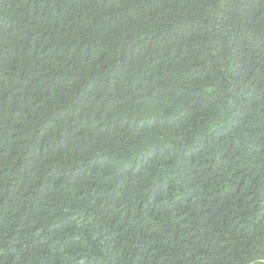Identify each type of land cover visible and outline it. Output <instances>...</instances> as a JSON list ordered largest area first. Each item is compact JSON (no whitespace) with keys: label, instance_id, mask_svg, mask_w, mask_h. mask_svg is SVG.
Wrapping results in <instances>:
<instances>
[{"label":"trees","instance_id":"1","mask_svg":"<svg viewBox=\"0 0 264 264\" xmlns=\"http://www.w3.org/2000/svg\"><path fill=\"white\" fill-rule=\"evenodd\" d=\"M0 264H264V0H0Z\"/></svg>","mask_w":264,"mask_h":264}]
</instances>
